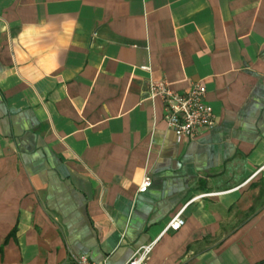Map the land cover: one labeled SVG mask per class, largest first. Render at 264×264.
Here are the masks:
<instances>
[{
  "label": "crops",
  "instance_id": "0c3cea01",
  "mask_svg": "<svg viewBox=\"0 0 264 264\" xmlns=\"http://www.w3.org/2000/svg\"><path fill=\"white\" fill-rule=\"evenodd\" d=\"M151 80L204 85L215 127L179 142ZM157 239L148 264H264V0H0V264Z\"/></svg>",
  "mask_w": 264,
  "mask_h": 264
},
{
  "label": "built area",
  "instance_id": "2783aa9c",
  "mask_svg": "<svg viewBox=\"0 0 264 264\" xmlns=\"http://www.w3.org/2000/svg\"><path fill=\"white\" fill-rule=\"evenodd\" d=\"M150 71V67L142 68ZM207 88L201 84H193L189 91L179 93L173 91L166 80H151L148 96L152 100L160 99L165 105V120L179 142L196 140L204 133L211 131L216 125V114L213 106L206 100ZM152 178L145 175L138 189L139 193L147 192L152 186ZM184 209L178 212L168 223L164 233L178 232L185 226ZM158 239L141 246L125 264H148ZM74 264H97L87 256L71 255Z\"/></svg>",
  "mask_w": 264,
  "mask_h": 264
}]
</instances>
